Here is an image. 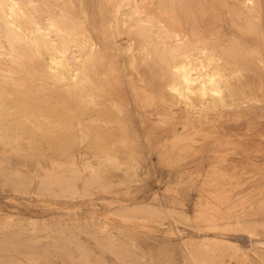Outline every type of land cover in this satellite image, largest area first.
<instances>
[{"label": "rangeland", "instance_id": "374dc122", "mask_svg": "<svg viewBox=\"0 0 264 264\" xmlns=\"http://www.w3.org/2000/svg\"><path fill=\"white\" fill-rule=\"evenodd\" d=\"M38 1L45 7L42 14L49 16L48 5ZM257 1L259 9L250 15L260 19L254 21L239 17L243 13L234 9L238 0H184L171 7L183 18L198 19L184 20L183 26L208 27V35L220 29L222 40L237 36L257 50L242 57L243 72L228 69L233 93L227 104L218 107H208V96L197 94L192 106L171 92L170 76L163 74L155 58L142 55V38L122 20L97 27L88 21L95 44L107 52L87 63L91 85L81 76L73 81L53 71L43 55L24 59L18 75L30 76L32 86L16 88L23 106L5 110L0 121V264L20 259L23 264H194L187 259L189 243L207 253L216 247L220 251L216 254L228 264L241 263L245 254L248 264H264L258 256L264 249V226L250 232L228 224L237 217L264 222V210L256 206L264 200V59L260 58H264V0ZM73 2L78 15H83L84 5L91 19L101 16L100 0ZM49 4L51 12L61 17L60 6H68L69 0ZM10 46L0 34V50L9 52ZM49 58L48 53L50 64ZM38 97L50 118L43 124L53 129L52 135L28 116L27 111L36 110ZM111 100L129 105L147 135L149 145L137 173L104 158L107 152L126 156L136 147L125 140ZM28 119L31 123L24 126L36 127V140L28 131L21 133L22 120ZM84 125L90 128L88 136L81 130ZM11 130L16 137L10 136ZM54 159H74L80 166L77 192L41 190L47 171L57 168ZM92 167L110 183H89ZM223 191L229 195L218 196ZM141 203L171 207L176 215L128 209ZM213 206L220 210L208 211ZM230 206L237 209L228 219ZM206 211L208 220L200 216ZM55 240L59 247L53 245ZM44 247L49 248V257L26 258L28 250ZM223 261L215 259L216 264Z\"/></svg>", "mask_w": 264, "mask_h": 264}, {"label": "bare ground", "instance_id": "6f19581e", "mask_svg": "<svg viewBox=\"0 0 264 264\" xmlns=\"http://www.w3.org/2000/svg\"><path fill=\"white\" fill-rule=\"evenodd\" d=\"M100 1L98 6L100 7L99 11L101 16L98 18L95 15V17L93 16L94 18L91 19L84 5H82L81 9L83 12L82 16L72 10L74 5L73 0H69L68 6H60L59 13L62 14L61 17L51 12V7H53V5L51 6L49 4V0L42 1L44 5H48L47 9L50 11L47 17L42 14L45 7L39 1L0 0V34L5 35L11 45L9 52L0 50V121L4 118L5 110L12 108L17 110V108L23 106L21 101L19 102V99L15 96L16 88L27 86L29 89L32 86V78L30 76L18 75L20 70H24V59L26 58L33 59L35 56L39 57L43 55L47 65H49L53 71H60L62 74L67 75L66 77L70 76L73 81L81 76L88 85L92 84L93 81L88 73L89 67L87 63L92 58L105 56L107 52L106 48L99 47L95 44L94 35L89 25H87L89 23L88 21H90L93 27H97L99 23H108L111 25L114 20H122L124 24L130 26L134 30L135 35L142 38L140 44L143 52L142 55L153 57L157 60L163 74L170 76V81L167 84L170 91L179 93L181 98L185 97L187 103L192 106L196 103L194 102V98L197 94L204 98L208 96V107L213 108L221 104H227L228 97L233 93V84L230 79L231 73L228 69L233 67L231 70L237 74L243 72L246 65L243 63L244 58L242 57L246 56L248 53L253 54L257 52L253 47H247L244 41L237 36H230L227 41L222 40V34H224V32L220 29L209 31L211 33L210 36L208 35V27L199 24L183 26L181 22L184 20H198L190 17L183 18L176 14L175 10L171 8L178 2L183 3L184 0ZM200 1L203 2L204 0ZM257 2V0H238V2L234 4V9L239 13H243V15L241 14L239 16L240 18L248 21L259 20V16L250 15L251 12L259 9ZM226 4L228 3L226 2ZM127 5L132 8H127ZM208 15H210V13ZM219 19V17H215V20ZM136 47L138 48V46ZM48 53L51 58H49L50 64L47 59ZM260 58L262 60L264 59L261 56ZM19 66H21V68H19ZM4 69H7L8 72L4 73ZM158 72H160L159 69ZM159 74H161V72ZM42 85L45 84L42 83ZM135 88H138V86L135 85ZM225 89L229 90L228 93H225ZM38 98L36 110L27 111L28 116L32 120L34 117L37 127H40L41 130H45L48 134L52 135L53 129L43 124L44 121L49 122L50 118L40 105L42 98ZM179 99L177 100L179 101ZM231 100L234 101L233 97L229 101L231 102ZM203 101L205 102V100ZM232 103L233 102H231V104ZM110 105L113 111L118 115V123L121 124L125 132V140L127 142L136 143V147L135 150H129L126 156H121L115 152H107L104 158L109 162L117 163L121 167H124L128 173H137L144 161L143 153L149 145L146 139L147 135H144L145 132L143 134L142 127L140 128L138 125V116L136 118V113L129 105L121 100H111ZM229 105L230 103L228 106ZM236 105L237 104H235V106ZM141 117L143 118V116ZM110 120L111 118L105 122H109ZM26 122L31 123V120H22L21 133L23 134L25 131H28L31 134V139L33 140L34 138L36 140V127L26 129V126H24ZM81 130L85 136L90 134L89 126H82ZM9 134L10 136L16 137L14 130H11ZM22 134L19 137H22ZM54 163L57 165V168L52 171H47L43 179V184L40 187L41 190L70 193L77 192L76 180L81 177L83 173L77 162L74 159L67 161L54 159ZM66 169L69 170V174L65 173ZM88 182L105 186L110 183V181L105 179L95 167H92ZM223 195L228 196L229 192L223 191L218 196ZM220 202H223V200H220ZM256 206L258 209L264 210V200L259 201V204ZM128 209L132 211L145 210L158 214L167 213L168 215H176V211L171 207H155L148 203L137 204ZM212 209L216 211L220 210L219 207L213 206L211 209H208V211ZM236 209L235 206L228 207V214L226 215L228 219ZM208 211L200 214L205 220H208ZM184 216L189 219L187 215L184 214ZM206 224L209 225L210 223L206 222ZM228 224L235 228L248 229L250 232H254L257 225L261 224L264 226V222L251 221L250 218L247 217H237L234 223L233 221H229ZM36 239H38V237ZM53 245L59 247L56 240L53 242ZM109 245H113V239L110 240ZM196 246L189 243L185 248L187 259L194 264H216L215 259L223 261L222 256L217 255V250L213 249L216 247H213L211 250L208 249L207 253L201 246L202 249ZM77 247L90 260L89 255L83 252V249L79 245H77ZM48 251L49 248L44 247L43 249L28 250V253L26 252L27 254L24 255L29 261H39L42 258L49 257ZM221 253L224 252L222 251ZM258 256L264 261V249L258 251ZM248 259L250 258L245 254L241 259L242 262L238 264H248ZM93 262L94 264H100L98 261ZM134 263L136 262L134 261ZM4 264L23 263L20 259L19 262L10 260ZM223 264L228 263L223 261Z\"/></svg>", "mask_w": 264, "mask_h": 264}]
</instances>
